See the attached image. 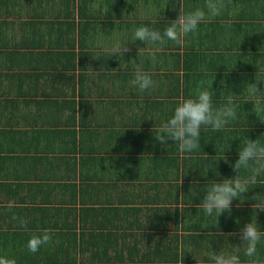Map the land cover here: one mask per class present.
I'll list each match as a JSON object with an SVG mask.
<instances>
[{
	"label": "crops",
	"instance_id": "crops-1",
	"mask_svg": "<svg viewBox=\"0 0 264 264\" xmlns=\"http://www.w3.org/2000/svg\"><path fill=\"white\" fill-rule=\"evenodd\" d=\"M193 1L0 0V256L17 264H209L211 250L240 245V229L254 219L244 213L251 201L241 197L217 227L201 228L203 193L189 196L209 179L234 176L240 139L264 134L252 105L241 106L244 126L204 130L190 158L177 155L171 140L162 146L152 130L173 101L212 80L223 102L256 74L264 78V0H224V15L184 43L167 42L154 58L140 41L123 59L88 54L90 42L108 45L141 24L163 29L178 6L202 5ZM68 50L73 57L54 56ZM137 65L155 82L143 94L131 85ZM244 95L246 86L238 102ZM161 209L171 216L178 209L179 222L152 231ZM255 218L264 230V214ZM43 229L52 242L28 252L27 239ZM161 236L177 237L178 249L163 262L147 260L154 256L147 242Z\"/></svg>",
	"mask_w": 264,
	"mask_h": 264
},
{
	"label": "clouds",
	"instance_id": "clouds-1",
	"mask_svg": "<svg viewBox=\"0 0 264 264\" xmlns=\"http://www.w3.org/2000/svg\"><path fill=\"white\" fill-rule=\"evenodd\" d=\"M178 8L176 19L167 22V26L163 29L141 24L132 29L130 37L121 34L108 45H105L102 39L90 42L88 54L93 59H100L105 53L107 58L115 56L123 59L130 51L128 45L140 41L145 46H151L148 54L154 58L167 42L177 45L184 43L199 32L202 24L224 15L226 4L224 0H205L198 7L178 6ZM202 70H204L203 66ZM255 81L264 84V78H259L257 74ZM256 82L244 84L242 92L245 91L246 86V95L243 96L242 102H238L242 92L239 95L231 92L232 95L224 97L223 102L220 99L217 100L216 94L212 91L213 80L209 87H198L187 97L177 98L167 109L170 114L160 121L155 130H152L154 139L165 147L169 140L173 141L177 155L190 158L193 153L201 149L200 138L204 130L220 132L229 126H244L245 121L247 124L246 116L248 114L241 110V106L245 103L252 105L251 111L256 120L260 124H264V94L257 87ZM154 83L151 72L145 71L142 66L137 65L131 85L143 94L152 89ZM221 83L223 84V81ZM241 113L244 115L242 116ZM261 136L255 140L249 139L248 136L239 138L238 158L231 165L232 171L235 173L234 176L221 179L218 182L209 179L202 188H193L192 195L189 196V200L192 202V196L203 193L198 206L203 217L207 219L201 228L209 225L217 227L218 218L225 213L231 214L233 202H241V197H243L241 203L245 200L252 202L254 219L251 218L250 222L245 223L240 229L238 236L241 241L240 245L232 246L234 251H227L223 248L219 251L211 250L208 253L209 264H264V256L260 253V246H264V230L261 229L255 218V213H264V142L261 141ZM228 147L229 145L225 151ZM206 174L200 176L205 177ZM214 174L219 176L216 172ZM257 187L262 191L251 196L245 195ZM9 211H11V206H9ZM11 219L16 222L18 230L27 227L23 217L13 213ZM52 239L51 231L43 229L31 234L25 247L28 252L36 253L41 247L49 245ZM0 264H17V260L14 257L0 256Z\"/></svg>",
	"mask_w": 264,
	"mask_h": 264
},
{
	"label": "trees",
	"instance_id": "trees-1",
	"mask_svg": "<svg viewBox=\"0 0 264 264\" xmlns=\"http://www.w3.org/2000/svg\"><path fill=\"white\" fill-rule=\"evenodd\" d=\"M193 2L194 3L199 2L200 4H203L204 1L203 0H198V1L194 0ZM195 7H197V6H195ZM177 11H179V10L177 9ZM54 56H58V57H60V59H62V58L65 59V58H68V56L69 57H73L74 56V52L72 50H68V51L58 52V54H56ZM177 211H179V210L178 209L173 210V215L171 216L170 213L168 211H166V209L159 210L158 213H159L160 223L158 222V226L157 227H153L152 226V228H153L152 231L155 228L158 230L159 229V226L161 227V229H162L163 232L166 231L167 230V226L163 223L165 220H167V221L168 220H171V221L174 222V224L175 223H178L179 220H178V218H176L177 217ZM166 212H168L167 215H166ZM244 213L249 216V215H252L253 214V211L252 210H249V212H245L244 211ZM234 215L237 216L238 214H234ZM157 219H158V217H157ZM175 227L176 226H174V228ZM154 235H156V234H154ZM163 238L164 237L161 236V240H158L157 239L155 241L154 240H151L150 242H147L149 244L148 245V248H151V253L154 254L153 257L146 258L147 260L151 259L152 261H158V262L162 261L163 262L164 261V259H163L164 254L170 253V254L174 255V251L178 249V241L176 240L177 237L174 236L173 239L172 240H169V241L163 240ZM154 242H155V248H153ZM171 260L172 261H175V262H177V261L179 262L180 261V258H177V256H176V258L175 257L174 258H170V261Z\"/></svg>",
	"mask_w": 264,
	"mask_h": 264
}]
</instances>
